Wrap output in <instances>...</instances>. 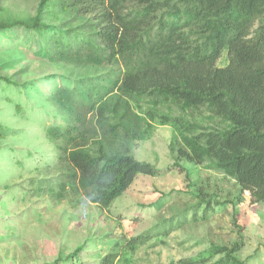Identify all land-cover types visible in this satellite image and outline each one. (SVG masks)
<instances>
[{
  "label": "trees",
  "instance_id": "16d2710c",
  "mask_svg": "<svg viewBox=\"0 0 264 264\" xmlns=\"http://www.w3.org/2000/svg\"><path fill=\"white\" fill-rule=\"evenodd\" d=\"M57 10L96 14L74 26L44 20V11ZM2 31L10 38L24 31L25 45L48 60L109 67L76 79L47 76L60 77L47 99L65 120L46 130L62 168L57 190L48 188L57 198L79 192L107 209L140 173L158 175L132 149L159 123L178 134L183 146L172 145L178 159L222 172L253 203L264 201V0H41L34 17L0 20ZM225 48L228 63L219 66ZM0 81L15 86L7 76ZM8 133L0 123V136ZM201 200L208 219L215 206ZM150 237L113 245L134 250ZM239 249L238 242L212 244L180 264H248ZM119 251L103 263L113 264Z\"/></svg>",
  "mask_w": 264,
  "mask_h": 264
},
{
  "label": "rangeland",
  "instance_id": "374dc122",
  "mask_svg": "<svg viewBox=\"0 0 264 264\" xmlns=\"http://www.w3.org/2000/svg\"><path fill=\"white\" fill-rule=\"evenodd\" d=\"M40 1L0 0V20L34 17ZM85 14L44 11V20L74 26L94 19L96 12ZM20 34L10 38L0 32V75L15 82L0 81V123L9 128L0 136V264H54L58 259V264H104L106 255L119 251L114 242L126 243L146 232L151 236L146 243L119 251L113 264H180L212 244L236 242L240 259L264 264V201L253 203L250 192L222 172L178 159L172 145L183 144L171 125L154 123L150 136L132 149L137 159L154 164L160 173H140L109 208L79 192H66L63 199L52 194L48 188L57 190V177L63 175L56 165L58 147L46 130L65 120L47 99L60 77L47 76L76 79L109 67L48 60L34 54L24 43V31ZM12 61L15 65L6 66ZM227 63L225 48L218 65ZM202 196L215 206L208 219ZM222 202L226 204H217ZM79 246L83 250L78 256L68 259Z\"/></svg>",
  "mask_w": 264,
  "mask_h": 264
}]
</instances>
